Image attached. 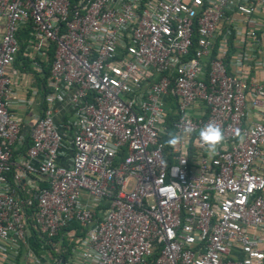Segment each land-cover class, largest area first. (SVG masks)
<instances>
[{"label":"built area","instance_id":"built-area-1","mask_svg":"<svg viewBox=\"0 0 264 264\" xmlns=\"http://www.w3.org/2000/svg\"><path fill=\"white\" fill-rule=\"evenodd\" d=\"M0 264H264V0H0Z\"/></svg>","mask_w":264,"mask_h":264},{"label":"clouds","instance_id":"clouds-1","mask_svg":"<svg viewBox=\"0 0 264 264\" xmlns=\"http://www.w3.org/2000/svg\"><path fill=\"white\" fill-rule=\"evenodd\" d=\"M192 128L185 126L183 134H191ZM183 134L177 132H168V139L166 144L169 147L175 148L177 145L182 143ZM239 135V133H238ZM199 142L207 152L212 155L217 154L220 147L224 144L225 137L223 130L220 126L215 123H208L199 130Z\"/></svg>","mask_w":264,"mask_h":264},{"label":"crops","instance_id":"crops-1","mask_svg":"<svg viewBox=\"0 0 264 264\" xmlns=\"http://www.w3.org/2000/svg\"><path fill=\"white\" fill-rule=\"evenodd\" d=\"M16 60V59H15ZM20 67V68H19ZM27 69V68H25ZM24 67H22V61H17V65H11L10 69L7 71L8 75L14 80L15 88L13 89V100L12 106L18 109L17 114H21V109L19 110V100L23 98H28L32 92H37V97L35 95L32 97V103H35L40 97V83L38 84V79L30 74L32 72L30 69L27 71H23ZM37 74V73H36ZM38 76V74H37ZM32 77V79H31ZM33 95V94H32Z\"/></svg>","mask_w":264,"mask_h":264},{"label":"trees","instance_id":"trees-1","mask_svg":"<svg viewBox=\"0 0 264 264\" xmlns=\"http://www.w3.org/2000/svg\"><path fill=\"white\" fill-rule=\"evenodd\" d=\"M20 52L18 53V55H17V57H16V60L13 62V64L12 65H17V61L20 59V54H21V52H22V47H20V50H19ZM20 68V67H19ZM44 73H46V71L44 70ZM41 81V83H40V85H44V79H42V80H40ZM120 156H123V153H120ZM71 228H74V229H76L77 231L78 230H80V227L79 226H77L75 223H72V224H69L67 227H65V228H63V229H61L60 230V233L59 234H61L60 236H61V238H62V245H63V247L65 248V252H64V255H66V254H68L69 253V251H70V246L73 244V242H70V243H68L67 242V240L65 239V236H64V233L66 232V231H68V230H70ZM76 235L77 236H79V234H78V232L76 233ZM31 237L33 238V239H35V236H34V233H32L31 234ZM58 238V237H57ZM54 240H57V239H54ZM34 241V240H33Z\"/></svg>","mask_w":264,"mask_h":264},{"label":"rangeland","instance_id":"rangeland-1","mask_svg":"<svg viewBox=\"0 0 264 264\" xmlns=\"http://www.w3.org/2000/svg\"><path fill=\"white\" fill-rule=\"evenodd\" d=\"M19 60L22 61V67H24V70H23V71H27V69H30V68H31V67L29 66V62H28L26 59H24V58L22 57L21 54H20V59H19ZM19 60H18V61H19ZM25 68H27V69H25ZM30 70H31V69H30ZM31 71H32V70H31ZM30 74L33 75V76H34L33 78H35V79H36V77H37V79H38V84L41 83L40 80H42L43 77H41V76H37V74H36L35 71L30 72ZM31 79H32V77H31ZM172 113H173V111H172Z\"/></svg>","mask_w":264,"mask_h":264}]
</instances>
